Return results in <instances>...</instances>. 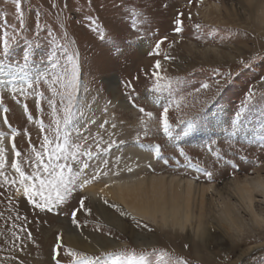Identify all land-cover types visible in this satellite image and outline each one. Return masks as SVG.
Instances as JSON below:
<instances>
[{
	"label": "rangeland",
	"instance_id": "rangeland-1",
	"mask_svg": "<svg viewBox=\"0 0 264 264\" xmlns=\"http://www.w3.org/2000/svg\"><path fill=\"white\" fill-rule=\"evenodd\" d=\"M251 1L20 0L17 11L15 0H0V74L9 77L0 85V264H37L39 252L49 264H75L76 256H86L89 264H127L133 253L147 264H178L179 258L186 264H264V226L230 239L214 224L215 237L200 248L207 263L192 246L195 237H166L157 225L129 216L100 194L98 200L135 231L153 234L155 244H137L99 216V203L84 189L104 192L107 178L132 172L131 149L140 146L150 156L144 177L173 175L233 190L236 178L255 177L257 171L264 176V0ZM210 5L221 10L212 8L206 16ZM178 13H183L181 33L174 31ZM157 60L160 69L154 67ZM155 71L163 79L157 81ZM110 78L131 109L114 101ZM69 94L72 117L65 125ZM165 107L171 136L163 131ZM66 134L75 160L52 155ZM37 152L44 164L65 165L66 175L67 166L80 173L67 198L43 210L23 195L11 166L18 163L32 175ZM255 196L264 207L263 192L258 189ZM32 199L43 204L39 196ZM68 227L117 244L76 249L67 244ZM46 229L49 239L43 237Z\"/></svg>",
	"mask_w": 264,
	"mask_h": 264
},
{
	"label": "bare ground",
	"instance_id": "bare-ground-1",
	"mask_svg": "<svg viewBox=\"0 0 264 264\" xmlns=\"http://www.w3.org/2000/svg\"><path fill=\"white\" fill-rule=\"evenodd\" d=\"M212 8L216 11L221 10L217 5H210L204 14L209 16ZM209 51L206 49L203 52L211 53ZM8 79L9 77H3L0 74V85L8 84ZM109 85L114 88V101L120 102L123 108L131 109L132 106L127 105L125 100H120L117 96L119 88L114 78L109 79ZM93 115L94 110H91L86 119L91 120ZM131 150V160L135 165L132 172L107 178L106 186L102 188L104 192L95 188L84 187V189L95 202L99 203L96 207L99 216L129 233L137 244L145 246L155 244L153 234L135 231L124 218L98 200L100 194H106L116 201L119 207L129 213V216L143 218L157 225L162 231H166V237L179 240L180 233L185 234V237H195L192 246L198 257L205 261H207L205 256L200 255V248L207 246L208 242L215 237L212 232L214 224L223 228L222 233L230 239H234L235 236L240 238L249 229L264 226V223L258 221V218L264 217V207L257 203L255 196V191L258 189L264 194V176L260 171H257L255 177L246 176L244 179H234L233 190H228L227 187L218 189L214 184L206 185L193 178L185 179L173 175L144 177L142 175L143 163L150 156L145 153V147L142 146ZM68 228L67 244L76 249L86 251L110 249L117 244L115 240L93 232L80 233L71 227ZM46 231L48 229L44 230L43 237L49 239L51 232L46 234ZM43 254L37 253L35 259L37 264L50 263L47 258L43 257Z\"/></svg>",
	"mask_w": 264,
	"mask_h": 264
},
{
	"label": "snow or ice",
	"instance_id": "snow-or-ice-1",
	"mask_svg": "<svg viewBox=\"0 0 264 264\" xmlns=\"http://www.w3.org/2000/svg\"><path fill=\"white\" fill-rule=\"evenodd\" d=\"M17 11L20 9V0H15ZM183 15V13H178L177 19L175 20L176 27L174 28V31L176 33L182 32V20L180 17ZM135 26V24L133 25ZM196 28H199L200 25H196ZM103 38V37H102ZM167 39L166 37L164 38ZM163 41L157 42V49H159L160 44ZM5 52L7 51V41H5L4 44ZM24 59H27V56L24 57ZM165 59H171V57L165 56ZM155 69H160L161 63L159 60L156 61L154 65ZM153 75L157 77V81L160 79H163L160 77L159 72L155 71L153 72ZM204 88H207L208 85H203ZM72 106H73V97L71 94L68 95L67 103L64 107V117L63 121L65 125H68L71 121L72 117ZM140 112H145L143 108L139 109ZM167 113L168 109L165 107L163 111V131L166 135L171 136L170 132V126L167 119ZM147 116L151 117L153 114L151 112L146 113ZM31 118V117H29ZM187 134V133H185ZM145 135H147V132H145ZM47 137H45V144H47ZM77 150L79 149V145L74 146ZM3 149L0 148V168H3L4 166V156H3ZM61 154H63L64 159H67L69 156L73 160L76 159V152L68 151V138L67 134L65 135V142L63 144H58L55 149H53L52 155H55V159L59 160ZM156 154H160L159 146L156 148ZM181 154L184 155L183 150H181ZM19 156L20 154L17 153ZM52 155L49 156V160H52ZM36 160L38 163L37 170L32 175H25V172L22 170L20 165L18 163H13L11 166L16 170V172L19 174V183L23 187V195L27 196L31 202L34 203L35 207L41 208L43 210L44 208L49 207L50 204L53 202H63L67 196L71 193L73 190L70 185H73L75 183L76 177L80 175L79 172L73 174L71 166H67L68 172L67 175L65 174V165L63 164H54V163H43V154L40 152L36 153ZM42 166V170L44 173V176L41 177L40 175V167ZM84 168H87L88 165L85 163L83 165ZM209 179H211V173H205ZM3 173L0 172V176H2ZM37 180L38 183H25L26 181L31 182L33 180ZM5 180L7 181V178L5 177ZM12 183H15V181H11ZM88 183L87 180H85L80 186L83 187L84 184ZM39 196L40 199L43 201V204L36 203L33 201V197ZM107 203V201H105ZM81 208L84 207V200L82 199L80 201ZM77 210H74L72 215L73 217L76 216ZM258 221L260 223H264V217L258 218ZM73 223H76V220H73ZM58 241L61 239L59 236L57 237ZM54 251H58V249H54ZM70 255L76 256L75 253L70 252ZM106 256L112 255L111 253H105ZM57 264L59 262L57 261ZM75 264H89V261L86 256H76ZM127 264H147V261L143 258L141 255L140 257H136L133 253L131 256L127 258ZM178 264H186V262L183 260V258H179Z\"/></svg>",
	"mask_w": 264,
	"mask_h": 264
}]
</instances>
